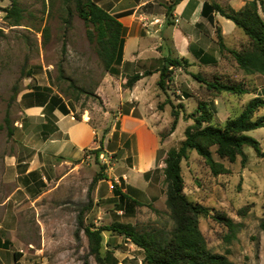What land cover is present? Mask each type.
<instances>
[{"label": "rangeland", "instance_id": "rangeland-1", "mask_svg": "<svg viewBox=\"0 0 264 264\" xmlns=\"http://www.w3.org/2000/svg\"><path fill=\"white\" fill-rule=\"evenodd\" d=\"M13 1L0 0V126H3L0 131V200L16 188V184L6 186L2 175L6 156L16 152L13 142L19 126L17 122H23L24 109L28 105L42 101L36 96H27L30 93L61 97L62 103L76 117L88 110L98 125V141L99 145L103 141L104 149L98 159L93 150H86L71 167L61 165V159L57 158L46 163L43 172L47 183L39 180L26 190L29 200L21 206L19 213L13 211L12 204L8 207L6 222L10 233L3 232V237L14 242L10 244L9 252L18 253V264H102L90 255L84 232L86 227L99 229L119 221L131 223L140 230H172L173 221L166 200L149 201L131 214H121L124 203L113 197V194L117 196L115 186L111 197L105 199L109 190L103 188L97 193L98 184H93L99 173L106 177L118 176L122 165L126 168L132 163L129 147L117 150L124 138L109 137L113 122L118 123V111L108 116L103 99L106 89L102 90L101 86L112 88L116 93L120 85L128 94L133 89L124 88L126 77L155 72L161 68L164 59L139 62L133 71L120 67V75L111 76L105 72L95 44L87 37V27L78 16L75 0H16L24 17L21 26L17 27L10 25L3 12ZM239 33L240 36L225 40L228 48L240 49L245 44L243 33ZM215 36L214 52L210 55H215L217 65L195 64L185 70H174L172 82L165 92L157 86L159 75L149 76L137 87L139 98L128 104L131 108L141 107L152 120L158 131L162 154L166 153V157L169 150L179 148L184 141L186 128L194 124L188 117L199 103H210L212 125L224 127L229 119L239 116L253 98L264 99V77L241 71L234 58L221 51L216 32ZM134 48L129 42L127 60L131 59ZM193 74L208 81L218 77L224 82L243 84L250 94L210 93L205 85L192 77ZM106 78L111 85L105 82ZM73 85L87 94L78 93ZM173 107L179 111L180 118L176 130L170 133L174 122ZM261 116H264V108L255 118ZM9 131L13 135L10 136ZM249 135L259 141L264 151V128ZM212 151L215 161L225 169L219 175H214L195 151L190 152L189 159L181 164L188 200L210 210L209 217L200 218V230L214 254L226 255L233 264H264V231L260 229V221L264 218V159L253 149L245 148V160L238 157L231 163L220 159L216 148ZM159 164L163 169L153 172L150 198L166 191L165 163ZM218 214L240 225L231 242L227 240L228 229L214 218ZM102 235L104 264H143V252L132 243L110 232ZM0 264H15L13 255L4 254Z\"/></svg>", "mask_w": 264, "mask_h": 264}, {"label": "crops", "instance_id": "crops-1", "mask_svg": "<svg viewBox=\"0 0 264 264\" xmlns=\"http://www.w3.org/2000/svg\"><path fill=\"white\" fill-rule=\"evenodd\" d=\"M93 1L111 15L118 17L125 27L126 41L121 67L133 71L139 62L159 61L160 58L187 59L192 66L202 65L201 61L206 57H214L217 60L215 55H210L216 38V27L221 28L224 40L238 36L240 30L220 14L212 13L213 21L204 17L202 14L204 4L215 2L240 11L252 0ZM129 42L134 44L135 48L131 59L127 60ZM152 45L154 46L151 49ZM159 47L163 49L159 51ZM156 75L158 73H154L152 77ZM144 80L145 78L140 80L128 94L122 91L120 85L116 93L112 88L101 86L102 90L106 89L103 99L108 116L118 111L116 115L118 123L113 122L109 137L124 138V143L121 144L120 141L117 150L129 147L132 163L126 168L122 165L118 176H108L107 180L100 181L96 192L99 193L103 188L108 189L109 195L105 197L107 199L111 197L112 185L115 186L116 191L125 196L121 200L119 195L113 194L119 203H124L120 209L121 214H131L149 201L166 200V194L152 198L148 195L153 186V172L156 169L162 170L163 166L159 163L164 164L166 159V153L162 154L158 131L141 107L131 108V105H128L139 98L137 87L143 84ZM105 82L110 83L108 78ZM115 100L119 103L116 104ZM67 108L70 111L68 115L58 109L49 114L46 112V104H30L24 109L23 122H17L19 126L14 132L13 142L16 152L6 156L5 173L2 175L6 186L16 184V188L13 193L0 200V263L4 254L8 257L12 254L14 257V253L9 252L13 241L3 237V232L10 233L6 222L8 207L12 204L13 211L19 213L21 206L29 200L26 190L39 180L47 183V176L43 172L47 162L57 158L61 159V165L71 167L86 150H96L100 146L99 128L93 122L91 113L84 110L81 117H76L74 112ZM107 140L111 143L109 139ZM18 263L19 261L15 262Z\"/></svg>", "mask_w": 264, "mask_h": 264}, {"label": "trees", "instance_id": "trees-1", "mask_svg": "<svg viewBox=\"0 0 264 264\" xmlns=\"http://www.w3.org/2000/svg\"><path fill=\"white\" fill-rule=\"evenodd\" d=\"M76 10L80 19L87 27V37L96 46L98 57L106 73L111 76H119L120 68L124 60V47L126 41L125 27L118 17L111 15L93 0H75ZM5 19L11 26H21L23 10L14 0L10 7L3 10ZM212 13L220 14L230 20L243 33L245 44L240 49L228 48L220 27H216V35L221 51L230 54L238 68L246 75H260L264 77V1L252 0L240 11H235L229 6L218 3H205L203 16L213 21ZM211 14V15H210ZM168 18L169 15H168ZM204 66L218 64L214 57H206L201 61ZM192 67L187 59L166 58L161 68L155 72L137 73L126 77L124 88L133 89L143 78L158 73L157 86L161 91H166L168 84L172 82L173 71L185 70ZM192 77L200 84L205 85L210 93H227L235 96L250 94L243 84L224 82L218 77L208 81L199 74ZM75 91L87 94L84 89L72 86ZM27 96L41 98L39 103L46 104V112L51 114L58 109L65 115L70 114L67 106L62 103L59 96H46L43 93H30ZM189 98V95H187ZM264 108V99L256 96L246 106L244 111L236 118L229 119L224 127L212 125L213 112L210 103H199L196 111L188 118L194 121L192 126L185 130V139L177 149H171L165 159L164 185L166 188V207L173 221V229H138L131 223L116 221L103 228L86 227L84 232L89 241L90 255L99 263L104 264L101 257L103 232H110L132 243L143 252V264H233L226 255L214 254L208 247L207 241L200 230V218L209 217L210 210L201 204L188 200L184 193V179L181 164L189 159V154L195 151L212 169L214 175L225 171L224 167L214 159L213 148L220 159L234 163L238 157L245 160L244 149H253L257 156L264 159V151L259 141L249 135L250 132L264 128V116L255 118L256 113ZM174 122L170 133H173L178 125L180 113L174 107L172 110ZM8 123V119L5 120ZM47 128V126H45ZM3 126H0V131ZM9 135H13L9 131ZM115 137V135H114ZM104 149L103 141L98 149L93 150L98 159ZM107 180L104 174L99 173L93 184ZM121 200L124 195L116 191ZM215 220L223 224L229 231L227 240L236 238L240 225L234 223L224 215L214 216ZM260 229L264 231V218L260 221ZM18 253L14 254L15 262H18ZM89 264V263H85Z\"/></svg>", "mask_w": 264, "mask_h": 264}, {"label": "built area", "instance_id": "built-area-1", "mask_svg": "<svg viewBox=\"0 0 264 264\" xmlns=\"http://www.w3.org/2000/svg\"><path fill=\"white\" fill-rule=\"evenodd\" d=\"M111 189H114V186L112 185Z\"/></svg>", "mask_w": 264, "mask_h": 264}]
</instances>
